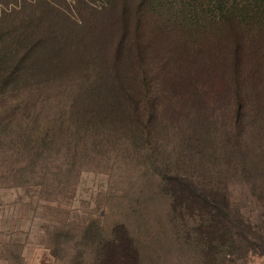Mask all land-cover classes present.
<instances>
[{
	"label": "rangeland",
	"instance_id": "obj_1",
	"mask_svg": "<svg viewBox=\"0 0 264 264\" xmlns=\"http://www.w3.org/2000/svg\"><path fill=\"white\" fill-rule=\"evenodd\" d=\"M138 4L0 0V33L37 47L49 36L56 46L50 51L69 56L63 69L43 70L37 50L13 90L0 93V264H96L98 250L123 229L138 264H264V251L226 263L203 258L181 212L173 211L167 182L186 177L187 168L222 166L200 162V153L230 151L236 127L247 147L264 142V61L241 59L244 113L236 122L228 44L219 59L210 37L206 53L191 52L161 26L167 15L145 11L139 36L129 37L118 57L120 28L133 31ZM197 6L204 11L198 24L215 16L209 5ZM79 8L88 11L83 18ZM57 11L72 13L75 23ZM136 46L141 53L131 51ZM223 172L214 182L228 185L264 237V192Z\"/></svg>",
	"mask_w": 264,
	"mask_h": 264
},
{
	"label": "trees",
	"instance_id": "obj_2",
	"mask_svg": "<svg viewBox=\"0 0 264 264\" xmlns=\"http://www.w3.org/2000/svg\"><path fill=\"white\" fill-rule=\"evenodd\" d=\"M110 1L112 4L118 1L128 4V0ZM197 1L209 5L215 11V16L207 22L204 21V25L198 24L196 18L200 11L204 12L201 6L198 8ZM137 6L139 13L135 14L133 31L127 27L122 30L120 28V43L115 48L118 57L125 47V43L130 39L129 37L139 36L145 11L162 13L164 18L167 15L161 26L170 28L167 30L168 34L182 40L183 47L190 49L191 52L206 53L207 50L203 49L204 41L212 38L215 40V44L218 43V51L214 57L219 59L223 54V43L228 44L230 67L233 73L231 84L234 86L232 98L236 106L233 116L236 122H241L244 102L237 76L241 70L240 65L243 57L252 55L257 61L256 65L264 61V43H262L264 42V0H139ZM51 8L53 9L54 6ZM79 11L81 13L78 15L82 18L85 16L83 13L88 12L81 8ZM60 14L67 24L75 23L72 13L61 11ZM89 14L94 15L93 10ZM217 26L222 29L226 27L227 32L209 30ZM247 26L253 28L245 33ZM78 27L84 28V26ZM71 28L73 26L67 28L70 39L73 33H70ZM33 35L34 32H30L25 37L33 38ZM25 41L19 36H13L9 30L0 33V93L13 90L10 87H14L22 78V74L27 72L26 68L29 67V63L26 62L27 56L35 57L34 52L37 50L39 64L43 70L48 67L57 70L63 69L69 62L66 50L50 51V47L56 48V46H51L52 41L49 36H43L38 41V47ZM194 43H198V45ZM132 50L142 52L139 46ZM208 52L210 53L211 50ZM39 54L44 56H39ZM139 94L141 95V93ZM116 96L121 100L128 99L120 92H117ZM143 96L146 98L145 95ZM146 100L145 103L149 102ZM97 107L95 108L100 111L101 107ZM134 112L138 115L136 109ZM237 128H235L236 133L229 139L230 151H226L223 155L207 151L200 153L202 157H200V162L203 160L206 164L212 161L225 162L222 165L224 167L220 163L217 167L202 165L199 169L191 168L190 170L187 168V173L184 170L186 177H183V174L182 177L179 174L167 177L173 211L181 212V217L186 221L187 238L202 246L200 254L203 258L212 261L221 259L223 263L243 258L247 253L264 251V237L261 235L259 226L252 224L242 215L244 213L229 194V187L226 183L217 184L214 182L215 178L224 176L223 170H229L230 174L239 176L246 186L249 185L252 191L258 190L261 195L264 192V142L259 141L260 144L256 142L251 147H247V140L243 138L241 131H237ZM224 143L227 144V141ZM192 151L190 150V152ZM190 152L186 155L188 161L191 160ZM189 172L195 176L198 175L197 178H192L188 174ZM189 221H193V224L190 225ZM95 258L96 264H138L139 262V254L134 247L133 238L126 229L114 234L113 239L98 250Z\"/></svg>",
	"mask_w": 264,
	"mask_h": 264
}]
</instances>
